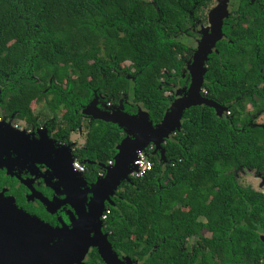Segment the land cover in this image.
<instances>
[{
	"label": "trees",
	"instance_id": "trees-1",
	"mask_svg": "<svg viewBox=\"0 0 264 264\" xmlns=\"http://www.w3.org/2000/svg\"><path fill=\"white\" fill-rule=\"evenodd\" d=\"M212 1L0 0L3 110L27 126L44 121L67 145L85 128L73 156L94 180L102 169L84 162L113 160L125 134L86 123L82 109L96 97L128 114L140 106L158 124L173 90L188 84L192 50L180 37H193ZM233 3L202 86L225 111L185 110L163 159L148 147L151 169L122 181L107 205L110 244L141 264H264V192L236 180L245 170L264 175V126L255 121L264 113V0Z\"/></svg>",
	"mask_w": 264,
	"mask_h": 264
},
{
	"label": "water",
	"instance_id": "water-1",
	"mask_svg": "<svg viewBox=\"0 0 264 264\" xmlns=\"http://www.w3.org/2000/svg\"><path fill=\"white\" fill-rule=\"evenodd\" d=\"M228 1H222L211 9L208 13L209 27L198 29L200 38L197 41L196 50L187 62L186 71H189V84L186 87H178L173 90V99L164 112L162 120L158 124H152L149 120L148 112L137 107L135 114L124 112L123 105L108 108L105 105L98 106L97 98H93L89 104L82 109L81 114L89 117L90 120H100L105 123H112L122 129L125 136L115 146L116 154L113 157L112 165L99 164L86 161L89 165H96L102 169L103 175L97 176L94 183L89 185L82 194L90 193L91 198L88 203L89 211L94 219V224L90 226V231H94L96 241L88 235L85 221H79L57 244L48 246L47 239L55 236L56 232L48 226L35 219L5 205L0 201V264H71L79 263L89 246H97L101 257L106 264H122L117 256L112 253L110 245L105 241V235L100 233L102 223L100 217L106 210L104 205H113L111 198L115 196L116 190L122 181L130 182V175L137 172L133 162L137 159L139 152H144L148 147H152V154L159 152L161 159L164 157L163 144L170 139L181 128L182 116L185 110L193 106H208L213 108L219 116L225 108L217 105L213 101L206 99L202 93L204 75L206 73L205 63L208 55L212 53L215 44L222 38L223 20L228 18ZM192 67L194 68L192 71ZM23 134L25 131L20 130ZM75 143L55 148L54 140L44 129V147L48 148V153H55V161H63L67 172L72 171L78 176L76 183L81 187L86 184V179L73 170V149ZM48 165V163H46ZM49 166V165H48ZM66 188V186H63ZM67 196V192H63ZM87 212V213H88ZM11 222L10 230L4 227ZM44 230V239L41 236ZM10 233V236H8ZM34 233H36L35 236ZM99 233V236L97 234ZM52 236V237H51ZM264 242V235L261 236ZM44 242V249H47L49 256L42 258L37 254L36 247H40ZM62 258L60 259V257ZM126 261L131 262L126 258Z\"/></svg>",
	"mask_w": 264,
	"mask_h": 264
},
{
	"label": "flooded vegetation",
	"instance_id": "flooded-vegetation-1",
	"mask_svg": "<svg viewBox=\"0 0 264 264\" xmlns=\"http://www.w3.org/2000/svg\"><path fill=\"white\" fill-rule=\"evenodd\" d=\"M233 4L229 3V10L232 9ZM197 41L198 39L195 40V43ZM191 50V53H193V49ZM186 67L187 63L185 64ZM186 72V81L189 84V71ZM188 84L176 88L186 87ZM39 110L33 111L34 115H37ZM263 114L261 113L257 119ZM61 116L62 114L58 119ZM36 120L37 118L33 123ZM19 122L15 119V113L11 114L10 117L7 116L0 98V201L40 222L43 227L46 225L56 231L52 232L56 234L54 237L51 236V240L50 237L47 239L50 247L56 244L55 242L58 244L63 238H66L65 235L81 220L85 221L88 236L96 241L94 231H90L94 219L91 216V211L88 212V203L93 196L88 192L82 194L89 185L95 182L96 178L88 180L86 175H82L86 179V184L81 187L75 180V178L78 179V176L73 171L72 174H69L64 162L61 160L55 161V153H48V148L44 147V121L39 127L33 124L27 126L25 123L24 126H21ZM20 130L25 131V133H19ZM47 135L54 140L55 148L67 145L48 132ZM72 142L71 140L70 143ZM76 147L80 146L76 145ZM74 148L72 147V149ZM88 175H90V172ZM64 185L66 188L63 187ZM63 192H67V196ZM114 198H116V195L111 198L112 202ZM107 205L109 204L105 203V209ZM100 221L102 223L100 233L103 236L105 235V241L110 245L111 251L117 256V259L122 264H141L138 258H130L126 254L117 252L112 247L108 240V234L103 231L104 223L101 217ZM10 224L11 222L7 223L4 228L10 230ZM35 235L36 233L33 236ZM8 236H10V233H8ZM41 236L44 239V230ZM97 236H99V233ZM36 251V255L42 258L49 256L47 249H44V242L39 248L36 247ZM126 258L130 259L131 262L126 261ZM80 264H106V262L101 257L97 246H89Z\"/></svg>",
	"mask_w": 264,
	"mask_h": 264
},
{
	"label": "rangeland",
	"instance_id": "rangeland-1",
	"mask_svg": "<svg viewBox=\"0 0 264 264\" xmlns=\"http://www.w3.org/2000/svg\"><path fill=\"white\" fill-rule=\"evenodd\" d=\"M222 1H228V5H229V3L230 4L233 3V0H213L211 5L209 6V8L204 10V12H203L204 16L205 15L208 16L209 11L211 9H213L215 6H217L218 4H220ZM197 26H199V28H193L190 31L192 33L193 37H191V38H188V36L187 37H185V36L180 37V41L187 44L191 49H193V51L196 50V47H197V43H195V40L200 38V35L198 33V29H200V26H202L204 28L209 27V24L206 21L205 23H202V24L197 25ZM194 68L192 67L191 71ZM245 106L248 109L250 108L248 106V103H246ZM39 109H40L39 107L38 108L36 107V109L34 111H37ZM84 120L86 121V123H88V120H90V118L85 116ZM255 121H256V123H259L262 126H264V114L261 117H259L258 119H256ZM19 124H21V126H24V123L22 121H20ZM85 132H86V129L82 128L78 132H74L72 134L71 140L75 143V145H78V146L83 145V142L85 140L84 139L85 138ZM259 176L260 175L257 173L251 172L249 170H245L244 172H242V174L236 175V180L240 186H243V187H250L251 186V188H253L255 190L264 192V176H260V177Z\"/></svg>",
	"mask_w": 264,
	"mask_h": 264
},
{
	"label": "built area",
	"instance_id": "built-area-1",
	"mask_svg": "<svg viewBox=\"0 0 264 264\" xmlns=\"http://www.w3.org/2000/svg\"><path fill=\"white\" fill-rule=\"evenodd\" d=\"M202 94H205V90L202 89L201 90ZM113 161H108L107 162V166L108 165H112ZM133 166H135L137 168V172H133L130 177H141L145 172L149 171L152 167V163L150 162V160L146 157L144 152H139L137 154V159L133 162L132 164ZM73 170L79 172V173H84L86 171V166L84 164H82L79 160L77 159H73V162L71 164ZM103 175V171L98 173V176ZM108 214V210L106 208V210L103 212L102 216H101V220L104 223V221L106 220Z\"/></svg>",
	"mask_w": 264,
	"mask_h": 264
}]
</instances>
